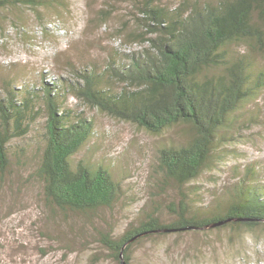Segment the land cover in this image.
<instances>
[{"label": "rangeland", "instance_id": "rangeland-1", "mask_svg": "<svg viewBox=\"0 0 264 264\" xmlns=\"http://www.w3.org/2000/svg\"><path fill=\"white\" fill-rule=\"evenodd\" d=\"M145 1L49 0L0 12V97L8 98L10 89L21 104L32 91L31 115L41 110L29 133L9 145L12 165L0 181V264H116L101 233L118 237L155 209L163 222H170L169 206L181 192L189 194L195 209L216 206L249 167L264 183V91L237 113L236 139L218 150L212 168L182 189L160 182L156 161L161 147L187 140V126L150 134L62 91L58 107L94 125L91 140L75 158L109 167L123 195L112 208L90 215L47 207L43 183L35 176L48 118L43 87L82 83L78 71L109 76L111 61L115 71L129 62L142 48ZM184 1L158 4L175 9ZM256 63L264 66V56ZM107 80L115 89L122 86L118 79ZM215 226L147 236L132 247L131 264H264V224L253 229Z\"/></svg>", "mask_w": 264, "mask_h": 264}, {"label": "trees", "instance_id": "trees-1", "mask_svg": "<svg viewBox=\"0 0 264 264\" xmlns=\"http://www.w3.org/2000/svg\"><path fill=\"white\" fill-rule=\"evenodd\" d=\"M47 1L0 0V12ZM158 2L143 3L142 48L118 71L111 61L109 76L78 71L82 83L43 87L48 118L35 176L43 183L47 207L90 215L112 208L123 195L122 183L109 167L75 158L91 140L94 125L88 117L58 107L62 91L150 134L187 126V140L161 147L156 161L160 182L181 189L212 168L218 150L236 139L237 113L264 91V66L256 63L264 56V0H185L175 9ZM108 77L118 79L121 88L107 85ZM8 95L0 97V181L12 165L10 142L27 135L41 113L31 115L34 92L29 91L21 104L12 90ZM256 173L249 167L216 206L195 209L189 194L181 192L180 200L169 206L174 216L170 222H163L155 209L118 237L101 233V241L116 264L123 259L131 264L134 244L155 233L212 225L253 229L264 224V183Z\"/></svg>", "mask_w": 264, "mask_h": 264}, {"label": "water", "instance_id": "water-1", "mask_svg": "<svg viewBox=\"0 0 264 264\" xmlns=\"http://www.w3.org/2000/svg\"><path fill=\"white\" fill-rule=\"evenodd\" d=\"M122 258H123V255H122ZM123 264H126L125 260L123 259Z\"/></svg>", "mask_w": 264, "mask_h": 264}]
</instances>
